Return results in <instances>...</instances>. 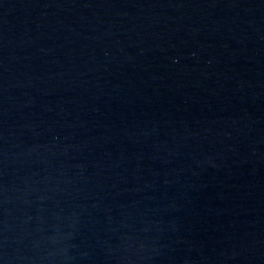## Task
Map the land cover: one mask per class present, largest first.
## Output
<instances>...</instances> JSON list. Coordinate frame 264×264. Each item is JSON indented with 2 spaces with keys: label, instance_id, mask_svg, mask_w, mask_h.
<instances>
[{
  "label": "water",
  "instance_id": "1",
  "mask_svg": "<svg viewBox=\"0 0 264 264\" xmlns=\"http://www.w3.org/2000/svg\"><path fill=\"white\" fill-rule=\"evenodd\" d=\"M0 264H264V0H0Z\"/></svg>",
  "mask_w": 264,
  "mask_h": 264
}]
</instances>
